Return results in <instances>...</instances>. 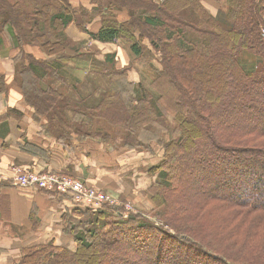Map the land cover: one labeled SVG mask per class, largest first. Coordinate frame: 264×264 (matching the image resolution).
Returning <instances> with one entry per match:
<instances>
[{"label": "trees", "instance_id": "1", "mask_svg": "<svg viewBox=\"0 0 264 264\" xmlns=\"http://www.w3.org/2000/svg\"><path fill=\"white\" fill-rule=\"evenodd\" d=\"M216 3L213 14L202 0H0V32L14 27L17 79L35 118L61 122L70 112L42 81L51 73L54 82L79 84L61 70L65 59L85 60L93 95L74 111L78 137L154 156L163 151L151 169L158 224L141 214L126 218L122 206L80 204L64 218V238L73 245L51 239L23 247L14 264H264V0ZM78 17L84 41H124L139 60L146 41L163 66L159 83L151 90L132 83L130 68L118 66V49L103 60L82 50L85 42L69 37ZM7 91L0 74V95ZM167 92L175 106L162 105Z\"/></svg>", "mask_w": 264, "mask_h": 264}, {"label": "crops", "instance_id": "2", "mask_svg": "<svg viewBox=\"0 0 264 264\" xmlns=\"http://www.w3.org/2000/svg\"><path fill=\"white\" fill-rule=\"evenodd\" d=\"M81 1L73 0V3L79 5ZM202 3L213 14L217 13L219 6L216 0H202ZM79 25L73 23L69 30V37L73 41L90 42L98 47L103 45L84 41L88 37L80 32ZM9 27L3 30V34L0 33V74L5 76L8 87L7 94L0 95V264H14L23 247L44 244L51 239L55 240L56 245L63 241L73 245L68 237L64 238L67 225L64 218H73V213L81 208V203L70 196H56L15 186L12 179L17 169L78 179L91 187H110L112 184H107L111 182L109 178L118 185H129L123 181L124 170L120 171L118 167L116 171L112 170V166L117 164L112 156V144L99 142L101 138L98 136H86V140L78 137L75 124L81 123L79 116L62 119L63 122L55 121L48 115L35 118V111L25 103L19 86L17 78L20 76L14 62L19 50L13 46L14 27ZM72 29L82 37L75 38ZM108 47L107 52L110 53L118 49L113 45ZM26 49L31 53L35 49L36 57L40 59L48 58L40 48ZM61 71L65 75L67 69ZM73 74L80 78L86 73L74 70ZM50 76L51 73L42 81L45 85L43 88L58 92L67 106L65 111L68 109L69 113H74V105L79 101L74 91H81V85L72 83L66 89ZM9 108L15 112L7 117ZM70 123L71 126H68ZM137 182L134 178L133 183ZM146 182L139 181L133 192L141 194Z\"/></svg>", "mask_w": 264, "mask_h": 264}, {"label": "rangeland", "instance_id": "3", "mask_svg": "<svg viewBox=\"0 0 264 264\" xmlns=\"http://www.w3.org/2000/svg\"><path fill=\"white\" fill-rule=\"evenodd\" d=\"M14 3V1L12 2ZM20 9V8H18ZM22 10V9H20ZM23 11V10H22ZM78 21H80V18L78 17V20L76 21V24L78 23ZM20 24V23H19ZM21 28V27H20ZM72 32L75 35V38L78 37H82L79 35V32L74 29H72ZM81 32V31H80ZM1 33V32H0ZM23 38L25 39V42H29V40H27V36L26 34H23ZM82 41H78L75 42L76 44L81 43ZM110 45H100L98 46H92V44L90 42H85V44L83 45V49L87 52H92L98 55V57L100 58V60H103L104 57L110 52H107L109 50ZM116 46L118 47V51H117V61H118V66L119 67H125V68H130L129 70V80L132 83H135L137 85H140L141 83L143 85H145L146 87H148L149 89L152 88L153 85L159 83V80L155 81L157 79V72L163 71V66L160 62V59H158V56H155L154 51L152 50V47L145 41L143 43V46L146 47V50L144 52V56L146 58L144 59H136L134 58V56L132 55L130 48H129V44H126L124 41H120L118 43H116ZM112 49H114V47H110ZM37 50V49H36ZM33 53H31L30 51H28L29 54H33L34 57H36L37 53L35 52V49L32 50ZM41 52H45L42 49H40ZM46 53V52H45ZM151 53V55H149V58H147L148 54ZM102 56V57H101ZM38 58V57H37ZM46 60V59H45ZM59 60H56V62ZM65 62H67V64H64L63 67L64 69H67L70 72H74V70H79V71H83L84 73H86V69L84 67L89 66L88 62H86L85 60H80L77 61V63L75 62H69L68 60L65 59ZM78 64V66H77ZM83 68V69H82ZM66 75L68 76V81L69 83L71 82V75L69 73H66ZM85 76H81L80 78H77V80H80L81 83H79L81 85V91H74L77 94L78 98L77 100H80V98H86V95L89 93L91 94V90H92V85L90 83V78L88 76H86L87 74H84ZM77 76V74H76ZM52 77V76H50ZM79 77V76H77ZM53 78V77H52ZM93 79V84L97 85L100 82V79H98L96 76L92 78ZM42 84L44 85V83L42 82ZM66 89H68L71 86H67L69 85L65 80L63 83H61ZM152 85V86H151ZM45 86V85H44ZM171 88V86H170ZM89 89V90H88ZM169 89V88H166ZM151 90V89H150ZM169 91H171V93L174 95L175 92L172 89H169ZM95 92V91H94ZM167 94L164 95L165 97V101L164 99L162 100L164 103H162V105L167 106L169 104H171L172 106H175V102H173V100L171 99V93L167 92ZM154 94H157V92H154ZM93 93L91 94V96L88 98V100L91 99ZM77 105V106H76ZM74 105V111L77 113H80V107L82 105H78L76 104ZM87 109H90L87 108ZM170 115V114H169ZM61 116L63 117V119H67L70 117H77L76 114L74 113H67V114H61ZM171 116V115H170ZM229 117H226L225 120H229ZM118 133L123 132V128H120L117 130ZM101 142V140L99 141ZM111 150H112V156L113 159H115V162L117 164H112V162L110 164H112V170L116 171V168L118 167L120 169V171L124 170L123 173V181L127 184H129L128 186H121L118 185L116 182H112L111 178H109V180L111 181L110 183L107 184H112V186L110 187H105L102 186V188L100 187H91L88 184H86L88 187L92 188L93 190H95V192L97 193H101L104 195H107L109 197V199L111 200V202L113 203V206H122L125 209V217L127 218L130 214L136 215V214H141L142 217L147 218L150 222L152 223H159L157 218L154 216L155 211H157V213L160 211L161 209H157L155 210V205L154 202L152 200V184H154L156 182V180L158 179V174L157 173H152L151 169H153V167L157 166L163 157V151L162 150H157V155L154 156L151 154V152H146V151H139V150H132V149H128L127 147H124L122 144H117V145H111ZM119 160H121V162L119 163ZM118 165V166H117ZM136 178L138 180L137 183H133V179ZM146 182V186L145 190L142 191L141 194L137 195L133 192L134 188L139 185V181L141 183ZM151 180V181H150ZM152 188V189H151ZM151 190V191H150ZM89 201H92L91 196L89 197ZM85 205V204H84ZM89 206V205H87ZM87 211V210H85ZM115 220L117 218H114ZM113 264H120L118 262H113Z\"/></svg>", "mask_w": 264, "mask_h": 264}, {"label": "built area", "instance_id": "4", "mask_svg": "<svg viewBox=\"0 0 264 264\" xmlns=\"http://www.w3.org/2000/svg\"><path fill=\"white\" fill-rule=\"evenodd\" d=\"M13 184L18 187H33L57 191L61 195L71 196L81 204L100 208L113 203L107 195L97 193L81 181L56 174H39L19 168L14 174ZM91 196L92 201H89ZM115 206V205H114Z\"/></svg>", "mask_w": 264, "mask_h": 264}]
</instances>
